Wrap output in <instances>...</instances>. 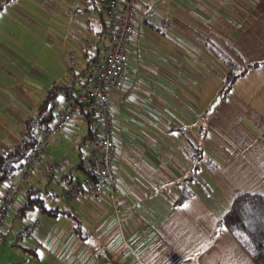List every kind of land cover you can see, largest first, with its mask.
<instances>
[{
    "label": "crops",
    "instance_id": "1",
    "mask_svg": "<svg viewBox=\"0 0 264 264\" xmlns=\"http://www.w3.org/2000/svg\"><path fill=\"white\" fill-rule=\"evenodd\" d=\"M135 6L128 70L120 89L109 95L119 209L115 213L105 195L98 202L69 204L50 184L66 183L68 175L72 180L70 171L61 168L43 181L35 169V189L45 188L47 205L68 215L34 211L39 224L28 237L64 264H101L94 257L100 247L118 264H254L218 220L236 190L262 188L264 0H138ZM92 8L95 19L72 17L62 25L68 37L87 36L79 43L85 59L105 50L98 48L103 25ZM76 9L89 17L86 2ZM58 27V11L41 0H10L0 11V152L19 140L24 121L36 114L49 88L69 85L77 73L67 72L59 82V51L64 58L73 50ZM228 70L235 76L224 95L218 96L220 87L205 100L208 88L194 77L214 74L223 84ZM215 94L218 119L214 112L207 153L200 112ZM70 101L69 93L59 92L52 106ZM36 102L32 112L30 103ZM80 122L74 119L60 133H73ZM45 163L46 157L40 166ZM181 188L186 195L177 202ZM19 200L8 211L5 235L12 231L9 216L23 218ZM75 223L84 238L73 231Z\"/></svg>",
    "mask_w": 264,
    "mask_h": 264
},
{
    "label": "built area",
    "instance_id": "2",
    "mask_svg": "<svg viewBox=\"0 0 264 264\" xmlns=\"http://www.w3.org/2000/svg\"><path fill=\"white\" fill-rule=\"evenodd\" d=\"M136 1L138 0L94 1L103 25L105 50L103 55L88 64L83 74L71 79V101L59 102L52 108V122L44 130V137L37 136L34 144L23 154L19 166L8 171L0 181V244L6 236L4 227L8 211L18 199L25 200L35 190L34 170L38 169L41 180L48 181L65 164V159H60L40 166L47 155L46 140L49 135L65 130L74 119L82 121L79 104L90 113L92 121L85 162L81 165L83 174L64 183L58 196L70 204H79L98 202L101 196L105 195L113 211H118L119 205L114 194L115 139L109 95L120 89L128 70L126 48L134 31ZM74 57L73 51L65 53V63L68 67L74 64ZM23 218L27 221L16 229L12 239L13 245H16L22 236L32 235L39 224V219L33 212L27 213Z\"/></svg>",
    "mask_w": 264,
    "mask_h": 264
},
{
    "label": "trees",
    "instance_id": "3",
    "mask_svg": "<svg viewBox=\"0 0 264 264\" xmlns=\"http://www.w3.org/2000/svg\"><path fill=\"white\" fill-rule=\"evenodd\" d=\"M10 0L0 4V11ZM87 2L86 4L93 7V0H80ZM101 38L103 36V28L98 33ZM98 55H91L86 57V67L78 71L74 77L83 74L86 71L88 64L94 61ZM254 65V64H252ZM235 74L232 70H228L223 78L218 96L221 98L224 92L228 89ZM59 92L70 94L69 85H54L46 92L44 99L39 105L37 112L34 116H29L24 121L22 130L19 131V140L13 143L9 148L0 152V181L3 176L17 166L21 162V158L25 151L34 144L40 130L48 128V121L52 119V108L47 111L46 107L49 100L54 103L55 98ZM53 105V104H52ZM79 111L82 115V122L86 126L85 135L82 137V142L87 140L90 136L92 129V121L90 113L83 109L82 105H78ZM75 168H81L78 163ZM71 178L68 175L67 180ZM180 195L177 202H180L185 197L184 188L180 189ZM49 192L45 188H36L31 195H29L18 207L17 214L20 217L25 216L30 212H38L41 215L56 217L59 214L68 215L67 210L58 208L56 206L47 205L46 198ZM219 225L224 227L237 244L243 249L254 264H264V194L240 192L236 194L228 208V210L218 220ZM73 231L80 237L84 238L85 231L83 227L74 224Z\"/></svg>",
    "mask_w": 264,
    "mask_h": 264
},
{
    "label": "rangeland",
    "instance_id": "4",
    "mask_svg": "<svg viewBox=\"0 0 264 264\" xmlns=\"http://www.w3.org/2000/svg\"><path fill=\"white\" fill-rule=\"evenodd\" d=\"M144 1L147 2L151 0ZM41 2L50 5L52 8H54V11H58V19L60 22V27H58L59 35L60 37L65 36L64 44L71 47L75 53L74 64L71 67H68L65 63V59L63 58L62 50L60 49L59 51L60 61L59 66L57 67L59 72L62 74L59 80V82L62 83L61 78L65 76L67 72H78L77 70H79L85 63L86 59L83 56V50L80 48L79 43L83 44V41L88 39L87 36L83 34V32L81 33L82 36L78 33L76 34L75 38L70 36L68 37V32L65 31L64 26L62 25L69 24V21L72 19V17H76L77 19L82 20L89 18L95 19L97 13L91 7L89 17L83 18L80 14H78V11L76 9L77 4H82V1L80 0H78L76 3H71L68 0H41ZM70 13H76L77 16H72L70 15ZM77 28L78 25L76 26V29ZM104 47H106V42L104 40V37L102 36V38H99L98 40L99 51L101 52ZM86 49L89 50L88 47ZM90 53L92 54L93 52L90 51ZM204 76L206 77H194V79L198 80V85L204 83V87L206 89L208 88V90L204 92V98L205 100H207L211 95L210 93L214 91L213 89H215L216 91V89H219L221 87L222 80L221 77L214 74L205 73ZM209 90L211 92H209ZM34 97H36V93L34 94ZM217 98V94L213 95L209 103L207 105L205 104L204 109L200 112L203 119V129L205 132H207L202 147L203 150L207 153H211L212 151L211 126L213 124L214 112L215 120L218 119L217 111L219 110V107L216 106L219 100H217ZM30 104L33 105L32 112H34L36 109V105H38V102H36V104ZM214 106L215 111H213ZM51 122L52 120H49L47 125L49 126ZM85 132L86 126L83 122H80V125L77 127V129L73 130V133L52 132L46 140L47 155L45 157L48 159V163L57 162L60 159H65V164L62 166V169H65V171H70L73 178L80 177L83 172L81 169L75 168V166L78 163L83 165L85 162L87 153V140H84L82 142V137L84 136ZM38 137H44V130H40ZM260 180L262 188L260 190H254V188H251V190H248V192L264 194V174H262ZM61 185L57 184L56 182H52V184H50L52 189L58 194L61 190ZM229 191V195H231V190ZM234 193V195L232 194V197L240 193V190H236V192ZM18 201L20 200L18 199ZM229 205L230 204H228L226 209L229 208ZM9 219H11L12 221V231L5 236L4 242L0 244V264H64V259L55 258L53 252H50L44 247H41L28 236H22L17 241V244L13 245L12 239L15 235L18 224L25 223L27 220L25 218L20 219L19 217L15 216H9ZM29 248L31 249V251L29 250Z\"/></svg>",
    "mask_w": 264,
    "mask_h": 264
},
{
    "label": "water",
    "instance_id": "5",
    "mask_svg": "<svg viewBox=\"0 0 264 264\" xmlns=\"http://www.w3.org/2000/svg\"><path fill=\"white\" fill-rule=\"evenodd\" d=\"M219 100V97L217 98ZM52 106V100L48 101L46 110L48 111ZM95 259L101 264H118V262L111 256L110 252L104 248L100 247L94 252Z\"/></svg>",
    "mask_w": 264,
    "mask_h": 264
}]
</instances>
